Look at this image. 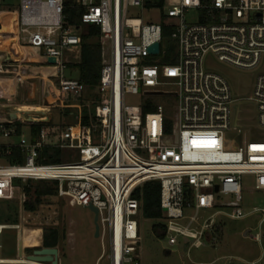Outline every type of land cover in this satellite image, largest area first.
<instances>
[{
  "label": "built area",
  "instance_id": "built-area-1",
  "mask_svg": "<svg viewBox=\"0 0 264 264\" xmlns=\"http://www.w3.org/2000/svg\"><path fill=\"white\" fill-rule=\"evenodd\" d=\"M148 2L155 0H20L0 18L2 35L4 19L14 14L18 45L44 59L41 66L55 69L51 77L57 80L58 91L72 98H80L85 87L64 78V53L81 46L75 29L67 26V6L83 10L82 24L100 28L99 97L88 127L82 126L81 113L67 130L50 128L49 112L35 123L19 114L17 120L9 113L0 116V157L18 149L24 160L0 161V201L14 199L16 181L57 182L58 198L99 212L102 254L95 264H141L139 218L146 183H160L159 223L166 229L168 245L181 240L196 248L204 245L220 220L248 215L240 207L243 176H254V189L264 191V141L238 145L229 138L231 133L241 135L238 119L234 128L231 121L236 100L227 80L206 67L209 55L237 69L259 66L264 58V0H164L163 7L147 8ZM155 14L157 21L149 18ZM165 25L172 27L176 46L169 64L168 50H163ZM155 44L160 47L153 55L149 49ZM153 57L160 60L150 63ZM49 59L56 63L49 64ZM23 65L13 56L0 57V76L23 83L30 71ZM159 94L174 102V116L169 117L162 104L152 113H142L144 99L161 98ZM133 98L136 102H131ZM249 100L257 105L258 124L264 129V74L257 77ZM167 120L174 122V129L177 125L176 143L174 130L166 132ZM18 123L45 126L27 144L17 140ZM169 142L173 145L167 146ZM48 147L78 152L79 160L41 165ZM259 212L264 214L261 209L253 213ZM263 223L264 218L260 226ZM6 229L19 230L20 225L0 224V264H37L27 261V255L23 260L2 258ZM256 237L260 242V235Z\"/></svg>",
  "mask_w": 264,
  "mask_h": 264
},
{
  "label": "rangeland",
  "instance_id": "rangeland-1",
  "mask_svg": "<svg viewBox=\"0 0 264 264\" xmlns=\"http://www.w3.org/2000/svg\"><path fill=\"white\" fill-rule=\"evenodd\" d=\"M19 5L20 0H5L3 7H0V18L5 9L17 8ZM149 18L157 21V14L149 16ZM4 22L3 34L0 33V57L13 56L15 59L21 60L23 66H27V70L30 71H28L25 81L20 84L13 79V76H6L7 78L0 76V116L19 109L32 111L47 109L49 111V127L57 130H67L70 126L76 125L79 115L80 113L82 115L84 109L93 116L98 104L97 90L85 87L80 98L63 96L58 91L57 80L52 78L50 73L44 75L32 72L33 67H39L28 60L34 56L33 52L23 51L21 54L24 47H20L16 40L14 14L5 18ZM94 42L100 43V38ZM164 47L166 48V46L163 45V50ZM16 55L21 56L16 57ZM79 59L80 49L64 53L63 60L66 65L77 64ZM155 60H160V57L150 58V63ZM206 67L227 80L233 98L236 100L231 108V121L234 128L238 119L241 135L236 137L235 133H231L228 135L229 138L236 141L238 145L258 138L264 141V129L259 126L257 120V105L249 100L253 97L257 77L264 74V58L257 68L242 70L219 62L215 56L209 55L206 58ZM78 75V71L69 68L64 71V78L67 80H77ZM158 96L161 98L154 97L157 104L165 105L169 117L174 116V102H168L162 94ZM131 102H136L135 98ZM69 110L74 112L73 115L69 114ZM22 133L24 136H18L17 140H23L30 144L32 142L30 128L23 125ZM95 142L98 143V140L96 139ZM62 157L63 162L79 160L78 152L62 151ZM31 184L33 188L36 182ZM26 185L28 182L22 184L20 181H16L14 186L17 190L14 199L0 201V224H13L14 220L11 215L16 211L18 219L16 225H20L19 230L6 229L4 231L2 258L6 260L20 258V246L23 248V255L27 256L33 254L34 249L43 247L42 244L31 246L29 239L24 235L26 230L40 231L42 237L46 229L57 228L64 236V240L57 247L60 264H95L102 254V247L100 240L95 238L94 214L88 208L72 207L67 200L58 197L45 200L37 212L29 213L24 209L27 197L23 192V187ZM241 185L243 202L240 207L248 215L241 220L226 218L220 220L214 229L215 232L202 242L204 245L200 248L190 244L184 246L181 240L178 245L169 246L166 239L159 240L153 234L152 228L159 224V221L145 220L141 216L139 218L142 236L140 263L264 264V223L260 226L264 214L253 213L254 209L264 210V191L254 189V176H243ZM231 199L222 197L224 201ZM245 233H247L246 237H244ZM258 234L260 242L257 241ZM102 264H107V262L104 261Z\"/></svg>",
  "mask_w": 264,
  "mask_h": 264
},
{
  "label": "trees",
  "instance_id": "trees-1",
  "mask_svg": "<svg viewBox=\"0 0 264 264\" xmlns=\"http://www.w3.org/2000/svg\"><path fill=\"white\" fill-rule=\"evenodd\" d=\"M164 0H155L154 4L148 2L147 8L163 7ZM83 10L75 6L68 5L65 10V17L67 26L74 28L76 33L81 39L80 46V59L77 64H68L66 68L78 71V82L89 89H97L100 81L103 53L101 42H94L101 36L100 28L95 25H85L81 22ZM172 27L163 26L164 42L168 50L165 63H169L170 58L174 54L175 44L171 40ZM168 102L171 100H167ZM157 100L154 98L144 99L142 113L148 114L155 111ZM72 113V114H71ZM74 112L69 110V114L73 115ZM90 123V116L86 109L82 112V126L88 127ZM166 132L172 134L174 130V122L167 120ZM23 124H17V136L22 133ZM44 124L28 125L30 128L32 142L36 140L38 134ZM70 126V125H69ZM71 127V126H70ZM3 162L16 164L23 163V156L18 149H13L11 154L7 157H0ZM39 163L41 165H59L63 163L62 151L56 148H45L42 152ZM32 181L23 187V192L27 197L24 204V209L29 213L37 212L40 206L43 205L45 200L57 197V182L38 181L35 187L32 188ZM142 218L145 220L160 221L163 217L162 209L160 206L161 186L159 182L146 183L142 190ZM10 216V215H9ZM8 216V217H9ZM14 223H18L17 213L11 215ZM11 218V217H10ZM9 218V219H10ZM12 219V218H11ZM154 236L159 240H164L166 236V229L162 224H157L152 228ZM24 235L29 239L30 245L38 246L41 243L40 231H25ZM64 240L63 234L57 228H48L43 234V247L44 248H57ZM31 251V250H29Z\"/></svg>",
  "mask_w": 264,
  "mask_h": 264
},
{
  "label": "water",
  "instance_id": "water-1",
  "mask_svg": "<svg viewBox=\"0 0 264 264\" xmlns=\"http://www.w3.org/2000/svg\"><path fill=\"white\" fill-rule=\"evenodd\" d=\"M159 44H155L154 46H152L149 49V52L153 55L158 54L159 52ZM19 55H16V57ZM28 60L30 62H34L33 58H28ZM48 63L51 65H54L55 59H49ZM17 110L12 111L10 113V118L12 120H17ZM45 113H30V112H25L23 114L24 119L28 122V123H35L36 121L34 120V117L32 116H44ZM42 117H35L36 119H40ZM174 142H177L178 139V132H177V125L175 124V129H174ZM167 146H172L173 142H169L166 144ZM218 190H216L217 192ZM88 209L94 214V225H95V238H99L100 235V227H99V212L97 209H95L92 206H89ZM247 236V233L244 234V237ZM19 257L23 258V248L20 246L19 248ZM27 261L29 262H33V263H37V264H59V250L57 248H40L37 249L33 252V254L28 255L26 257Z\"/></svg>",
  "mask_w": 264,
  "mask_h": 264
},
{
  "label": "bare ground",
  "instance_id": "bare-ground-1",
  "mask_svg": "<svg viewBox=\"0 0 264 264\" xmlns=\"http://www.w3.org/2000/svg\"><path fill=\"white\" fill-rule=\"evenodd\" d=\"M5 41V40H4ZM21 50V49H20ZM23 51H31V52H33V54L35 55V52H34V50H32V49H29V48H25L24 47V50L22 49V53L21 54H23ZM19 56H21V55H19ZM42 61L44 60V59H41ZM48 70L49 69H42L41 70V72L45 75V74H47L48 73ZM52 99V98H51ZM55 101V100H54ZM17 112H18V114H19V116H20V118H23L24 119V117H23V114L25 113V112H30V113H47V112H49L47 109H45V110H37V111H32V110H22V109H19V110H17ZM44 116H46V115H44ZM32 117H34V119H36L35 117H42V116H32ZM19 259H22V258H19ZM23 260V259H22Z\"/></svg>",
  "mask_w": 264,
  "mask_h": 264
},
{
  "label": "crops",
  "instance_id": "crops-1",
  "mask_svg": "<svg viewBox=\"0 0 264 264\" xmlns=\"http://www.w3.org/2000/svg\"><path fill=\"white\" fill-rule=\"evenodd\" d=\"M33 59H34V62H31L32 64H35V65H39V67H33L32 69V72L34 71V72H36V73H38V74H42V72H41V70L42 69H46L47 67H45V66H41V60L39 59H37V58H35V57H32ZM47 69H49L48 70V74L50 73V74H53V73H56V70L55 69H52V68H47ZM78 77H79V75H78ZM78 80V79H77ZM40 244H42L43 245V237H41V243Z\"/></svg>",
  "mask_w": 264,
  "mask_h": 264
}]
</instances>
